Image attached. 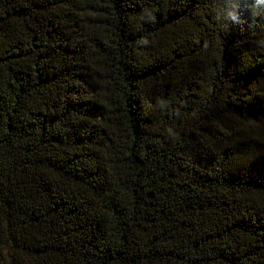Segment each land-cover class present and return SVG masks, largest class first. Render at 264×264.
I'll use <instances>...</instances> for the list:
<instances>
[{"label": "trees", "instance_id": "16d2710c", "mask_svg": "<svg viewBox=\"0 0 264 264\" xmlns=\"http://www.w3.org/2000/svg\"><path fill=\"white\" fill-rule=\"evenodd\" d=\"M253 5L0 0V264H264Z\"/></svg>", "mask_w": 264, "mask_h": 264}, {"label": "clouds", "instance_id": "9594fccd", "mask_svg": "<svg viewBox=\"0 0 264 264\" xmlns=\"http://www.w3.org/2000/svg\"><path fill=\"white\" fill-rule=\"evenodd\" d=\"M253 6L254 7H264V0H254V5ZM227 18L235 20L236 16H235L234 13L229 12Z\"/></svg>", "mask_w": 264, "mask_h": 264}]
</instances>
